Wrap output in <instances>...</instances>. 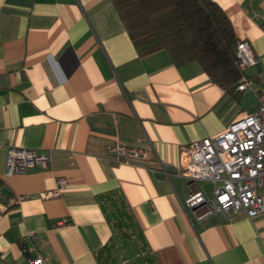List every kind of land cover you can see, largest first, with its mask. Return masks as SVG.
Wrapping results in <instances>:
<instances>
[{
	"label": "crops",
	"instance_id": "0c3cea01",
	"mask_svg": "<svg viewBox=\"0 0 264 264\" xmlns=\"http://www.w3.org/2000/svg\"><path fill=\"white\" fill-rule=\"evenodd\" d=\"M214 1L257 56L252 88L229 91L165 48L140 53L113 0H0V264H26L24 244L48 264H264V213L197 219L186 199L213 184L177 173L184 145L264 91V0ZM118 142L145 156L114 163ZM11 145L49 152L50 166L7 176ZM59 177L60 194L40 196Z\"/></svg>",
	"mask_w": 264,
	"mask_h": 264
},
{
	"label": "built area",
	"instance_id": "2783aa9c",
	"mask_svg": "<svg viewBox=\"0 0 264 264\" xmlns=\"http://www.w3.org/2000/svg\"><path fill=\"white\" fill-rule=\"evenodd\" d=\"M237 55L246 69L258 63L247 40L238 44ZM254 83V78L245 73L236 89L243 91L252 88ZM107 151L114 163L145 156L142 151L119 142L110 144ZM51 161L49 152L11 145L8 148L6 175L24 173L35 167L47 168ZM177 173L191 185L197 181L213 184L211 198L197 187L186 199L185 205L197 219L216 212L223 213L228 219L240 214L249 217L263 214L264 196L259 188L264 187V91L257 107L231 122L225 131L184 145ZM66 184L65 177H59L56 187L41 192L40 196H58ZM24 197L25 195H18L16 200L21 201ZM36 236V233L28 235L30 239H35ZM22 251L27 255L26 264H48L40 252L33 253L25 244ZM129 263V259L123 258L117 264Z\"/></svg>",
	"mask_w": 264,
	"mask_h": 264
},
{
	"label": "trees",
	"instance_id": "16d2710c",
	"mask_svg": "<svg viewBox=\"0 0 264 264\" xmlns=\"http://www.w3.org/2000/svg\"><path fill=\"white\" fill-rule=\"evenodd\" d=\"M140 53L165 48L177 65L198 61L229 91L246 73L237 55L243 40L214 0H113Z\"/></svg>",
	"mask_w": 264,
	"mask_h": 264
},
{
	"label": "rangeland",
	"instance_id": "374dc122",
	"mask_svg": "<svg viewBox=\"0 0 264 264\" xmlns=\"http://www.w3.org/2000/svg\"><path fill=\"white\" fill-rule=\"evenodd\" d=\"M254 99V93L251 90H248L247 92H245L244 98L242 99V102L245 106L252 104V100ZM211 185L208 183L206 186V191L207 194L209 195V197H212V190H211ZM126 256H130L131 258H135L136 257V251H133V249H131L130 251H128L126 253Z\"/></svg>",
	"mask_w": 264,
	"mask_h": 264
},
{
	"label": "water",
	"instance_id": "95a60500",
	"mask_svg": "<svg viewBox=\"0 0 264 264\" xmlns=\"http://www.w3.org/2000/svg\"><path fill=\"white\" fill-rule=\"evenodd\" d=\"M9 194H10L9 187L3 186L2 188H0V198L3 199L5 202L8 201Z\"/></svg>",
	"mask_w": 264,
	"mask_h": 264
}]
</instances>
